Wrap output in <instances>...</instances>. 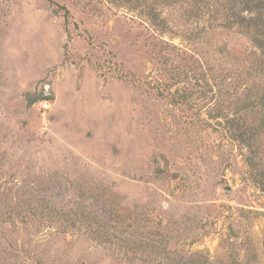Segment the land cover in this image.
Returning <instances> with one entry per match:
<instances>
[{
	"label": "rangeland",
	"instance_id": "rangeland-1",
	"mask_svg": "<svg viewBox=\"0 0 264 264\" xmlns=\"http://www.w3.org/2000/svg\"><path fill=\"white\" fill-rule=\"evenodd\" d=\"M227 4L0 0V264H143L101 233L264 264V192L228 123L264 77Z\"/></svg>",
	"mask_w": 264,
	"mask_h": 264
},
{
	"label": "trees",
	"instance_id": "trees-1",
	"mask_svg": "<svg viewBox=\"0 0 264 264\" xmlns=\"http://www.w3.org/2000/svg\"><path fill=\"white\" fill-rule=\"evenodd\" d=\"M227 3V14L220 27L226 32L237 35L252 47L247 72L249 71L255 77H264V0H227ZM148 13L149 19L156 27L165 25V21L157 10L149 9ZM258 108H260L258 114L252 113ZM248 114L252 119L248 117ZM253 114H257V117H253ZM228 123L232 129V138L247 152L245 164L250 182L264 192V149L261 143V138L264 137V91L254 95L247 94L241 106L232 113V118L228 119ZM117 217L118 215L114 219ZM101 220L103 221L98 222L102 224L100 227L108 228L106 223L108 220L104 218ZM98 223L95 221V224ZM111 236L101 233L98 238L102 240L107 238L104 244L108 245L109 249L117 251L118 255L122 256L121 261L129 257L138 259L137 256L142 255L143 257L138 260L143 264L147 261L146 258L153 259L155 264H220V261L210 262L206 258L204 263H200L196 261L199 253L182 254L166 249L167 245L164 248L160 242L156 244L153 241L151 243L141 240L139 242L122 241L113 245L109 241Z\"/></svg>",
	"mask_w": 264,
	"mask_h": 264
}]
</instances>
